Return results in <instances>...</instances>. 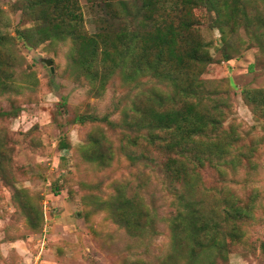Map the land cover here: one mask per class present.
I'll return each instance as SVG.
<instances>
[{"label": "rangeland", "instance_id": "rangeland-1", "mask_svg": "<svg viewBox=\"0 0 264 264\" xmlns=\"http://www.w3.org/2000/svg\"><path fill=\"white\" fill-rule=\"evenodd\" d=\"M78 1L87 32L97 31L98 25L110 28L98 18L108 14L104 3L114 0ZM14 2L0 0V30L10 37V69L18 87L0 95V110L11 111L13 103L18 111L0 116V142L6 151L4 177L24 189L33 210H28L29 223L0 175V264L179 263L182 253L173 252L168 224L174 197L156 162L144 165L127 157L128 152L140 153L141 140L134 145L126 138L139 132L126 123L133 103L143 105L152 92L171 88L149 76L124 80L119 68L98 86V80L75 68L68 40L36 44L31 36L29 43L17 38L20 12ZM89 2L92 14L87 12ZM248 3L251 15L264 10L258 0ZM194 15L211 58L197 77L201 102L207 107L219 104L220 129L233 137L223 170H203L194 198L217 219L230 201L248 206L247 217L239 222V238L226 239L225 261L217 254L214 264H264V28L250 24L248 30L239 26L221 31L204 8L195 9ZM129 16L124 15L125 23ZM224 53L229 60L223 59ZM42 59L51 61L52 71ZM88 105L114 122V128L105 121L71 122ZM89 135L99 136L102 146L110 145L106 164L85 159L83 143ZM148 154L154 161L163 157L152 147ZM118 189L128 196L140 193L155 208L153 234L130 236L101 209L100 203Z\"/></svg>", "mask_w": 264, "mask_h": 264}, {"label": "trees", "instance_id": "trees-1", "mask_svg": "<svg viewBox=\"0 0 264 264\" xmlns=\"http://www.w3.org/2000/svg\"><path fill=\"white\" fill-rule=\"evenodd\" d=\"M258 1L264 4V0ZM104 4L108 14L98 20L110 28L98 25L97 31L89 33L84 28L78 0H15L14 6L20 12L17 38L29 43L31 36L36 44L68 40L75 68L84 77L98 80L101 87L108 73L119 68L124 80L149 76L171 88L152 92L144 98L143 105L133 103V115L126 123L139 132L136 138L131 135L126 138L134 145L140 139L141 145L139 154L128 152L127 157L144 165L156 162L166 189L174 197V213L168 216V224L173 252L182 253V259L175 264H214L217 254L223 262L226 239L239 238V222L247 217L248 206L230 201L217 219L201 199L194 198L203 170H223V160L230 153L233 138L230 132L220 129L219 104L213 102L207 107L201 102L197 77L211 58L201 39L194 10L204 8L213 26L221 31L239 26L248 30L250 24L264 28V10L251 15L248 0H114ZM92 5L89 2L88 14L93 13ZM124 15H130L126 23ZM26 23L29 25L24 27ZM259 36L254 30V37ZM9 39L0 30V95L18 87L10 69L13 52ZM262 42L260 46L264 47ZM223 59L229 60L230 55L224 53ZM60 107L64 111V102ZM90 109L88 105L86 111L76 112L71 122L105 121L114 128V122ZM17 111L12 103L11 111L0 110V116H12ZM60 146L64 147L63 141ZM149 147L163 156L161 161H154L148 154ZM109 148L110 145L102 146L99 136L89 135L83 143V155L86 160L104 165L112 156ZM5 157L0 142V175L11 189L15 205L30 223L28 210H33L32 204L25 198L23 188L4 177ZM100 206L128 235L154 233L155 208L148 206L138 192L128 196L118 189ZM36 220H41V215L37 214ZM260 249L264 257V243Z\"/></svg>", "mask_w": 264, "mask_h": 264}, {"label": "water", "instance_id": "water-1", "mask_svg": "<svg viewBox=\"0 0 264 264\" xmlns=\"http://www.w3.org/2000/svg\"><path fill=\"white\" fill-rule=\"evenodd\" d=\"M42 61L50 67L51 61L49 59H42ZM50 71H52V67H50Z\"/></svg>", "mask_w": 264, "mask_h": 264}, {"label": "built area", "instance_id": "built-area-1", "mask_svg": "<svg viewBox=\"0 0 264 264\" xmlns=\"http://www.w3.org/2000/svg\"><path fill=\"white\" fill-rule=\"evenodd\" d=\"M41 243H43V240L41 241Z\"/></svg>", "mask_w": 264, "mask_h": 264}]
</instances>
